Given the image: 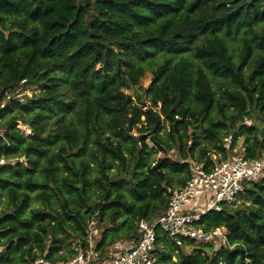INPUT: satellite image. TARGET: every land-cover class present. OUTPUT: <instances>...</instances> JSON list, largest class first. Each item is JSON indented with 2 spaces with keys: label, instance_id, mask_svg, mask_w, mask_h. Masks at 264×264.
I'll use <instances>...</instances> for the list:
<instances>
[{
  "label": "trees",
  "instance_id": "trees-1",
  "mask_svg": "<svg viewBox=\"0 0 264 264\" xmlns=\"http://www.w3.org/2000/svg\"><path fill=\"white\" fill-rule=\"evenodd\" d=\"M147 69L143 110L125 91ZM228 136L264 152V0H0V264L72 257L96 213L112 232L98 249L137 240L139 222L166 210L173 176L182 187L190 162L224 154ZM240 199L199 221L225 228L232 249L189 252L158 232L159 262L264 264V179Z\"/></svg>",
  "mask_w": 264,
  "mask_h": 264
},
{
  "label": "built area",
  "instance_id": "built-area-1",
  "mask_svg": "<svg viewBox=\"0 0 264 264\" xmlns=\"http://www.w3.org/2000/svg\"><path fill=\"white\" fill-rule=\"evenodd\" d=\"M224 148V154L210 153L208 160L190 162L187 182L169 190L168 206L161 216L139 222L137 240H118L101 250L90 242L66 260H52L46 251L31 264H161L156 254L158 232L189 252L202 248L212 256L221 249H232L225 228L206 230L199 221L207 213L221 212L223 206L238 204L248 182L264 179V152L250 157L245 144L237 146L232 136L224 139Z\"/></svg>",
  "mask_w": 264,
  "mask_h": 264
},
{
  "label": "rangeland",
  "instance_id": "rangeland-1",
  "mask_svg": "<svg viewBox=\"0 0 264 264\" xmlns=\"http://www.w3.org/2000/svg\"><path fill=\"white\" fill-rule=\"evenodd\" d=\"M229 44H230V47L233 50V54H234L235 60H238V55L240 53V47H237V46L238 45L240 46L241 42L240 41L238 42V41L230 40ZM260 53H262L261 50L255 49L254 52H253V57L252 58H254V57L258 58V54H260ZM122 64L123 63H121V65ZM97 68H100V67L97 66ZM244 72H245V74H248V67H245ZM152 78H153V76H152L150 70L147 69L145 77L141 81V85L136 87V88H133V89L125 91L127 94L131 95L133 97V99H137L138 95H140V96L142 95V100H141L140 104H141V106H144L143 110H145L146 107L150 104L149 103V98H147V96L145 95V91L149 88L150 84L152 83ZM214 88L216 90L225 88L224 85H223V79L222 78H218L214 82ZM23 93H26L29 97L32 95L31 92L26 91V92H21V95L19 94L20 97H18V96H16V97L17 98H22L23 97V95H22ZM243 122H249L250 124L251 123L253 124V120L252 119H248V118H245L243 120ZM165 126H166L167 129L169 128L168 124H165ZM18 128H20V130L22 132H24L26 135H30L31 134L30 130L27 127H25V126H23L21 124H19ZM194 130L192 129L190 132L192 133ZM137 131L138 130H136V128H134L133 131H132V133L134 134V139L135 140L139 136V133ZM196 132H198L200 134V138H201V142H202L201 147H206V148H209V149L213 147L214 142L206 139L204 137V134L199 132L198 129L196 130ZM146 142L148 143V145L150 147L154 146V143L152 141V137H148L146 139ZM137 143H138V146L141 145L140 141H138ZM191 144H192V142L189 141V145H191ZM243 144H244V137H239L238 140L236 141V145L240 146V145H243ZM198 153H199V148H197L195 150L194 156L198 157ZM169 156H171L174 160H180L179 157L177 156V152L175 150L170 151ZM164 157H165V153H161V152L155 153V155H154V158H156V159H160V158H164ZM183 178H184L183 174L174 175L173 176L174 183H173L172 189H174V190L178 189L179 185H177L178 184L177 181L180 180V179H183ZM123 179L129 180L130 179V175H124ZM242 202H243V199H240L238 203L241 204ZM0 211H1V206H0ZM110 229H111L110 223L102 222L101 218L99 216V213H96L93 216L92 220L88 224L87 232L90 235H88V241L89 242L88 241L87 242L89 244H90V242L93 243V244H94V242L96 244H98L99 241L101 240L102 234L104 232H109V234H112V232L109 231ZM70 242H72V244H71L72 248H75L76 250H77V248H79L77 246V239L73 238ZM174 261H177V260L175 259Z\"/></svg>",
  "mask_w": 264,
  "mask_h": 264
}]
</instances>
